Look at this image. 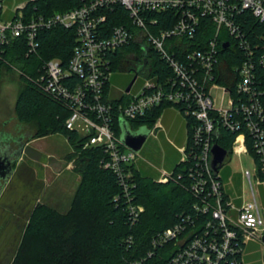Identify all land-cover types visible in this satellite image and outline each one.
<instances>
[{"label": "built area", "instance_id": "1", "mask_svg": "<svg viewBox=\"0 0 264 264\" xmlns=\"http://www.w3.org/2000/svg\"><path fill=\"white\" fill-rule=\"evenodd\" d=\"M26 2L13 0L11 15L4 18L7 3L0 0V54L21 37L28 53L35 52L41 30L61 27L74 33L69 60L63 64L61 59H48L38 80L67 105L70 112L64 124L79 135L81 147L102 148L100 165L116 175L121 193L114 199L126 206L130 225L144 210L133 194L143 145L134 151L122 142L120 119L131 131L149 129L146 140L164 129L161 118L167 109L190 123L189 140L184 130L178 149L179 160L191 157L197 168L190 186L196 199L193 214L157 232L150 240L151 249L131 264L152 258L158 260L155 264H247L245 248L252 242L259 243L264 253V203L252 182L254 178L256 185L264 183V90L257 77L264 66V0H77L68 9L29 17L23 12ZM116 6L127 11L129 22L109 23L108 12ZM210 29L213 35L205 38ZM130 45H137L140 54H125ZM230 47L238 61L227 79L234 90L218 81L220 50ZM117 51L118 69L130 73L131 79L136 74L128 91L130 81L121 88L111 84L118 70L113 67ZM152 51L172 75L153 73ZM128 60L131 68L124 69ZM157 107L161 113L153 123L136 124ZM220 126L246 130L255 155L240 131L223 164L215 169L211 149ZM232 154L252 158L254 170L240 172L242 185L244 180L249 184V195L242 190L233 196L232 182L221 178ZM156 169V180L166 182L171 171ZM132 241V236L127 238L128 244Z\"/></svg>", "mask_w": 264, "mask_h": 264}, {"label": "trees", "instance_id": "2", "mask_svg": "<svg viewBox=\"0 0 264 264\" xmlns=\"http://www.w3.org/2000/svg\"><path fill=\"white\" fill-rule=\"evenodd\" d=\"M77 4V0H27L23 12L27 17L37 14L48 15ZM108 14L111 25L130 20L123 7L116 6ZM249 20L250 26H254L253 18L250 17ZM212 35L213 30L210 29L204 37L208 38ZM37 41L39 44L37 50L30 53L24 37L16 38L7 46L0 54V77L4 70H12V67L20 70V86L14 105L16 121L21 124L25 133L31 135L30 140L49 134L63 135L72 148L76 162L74 169L79 173L80 181L67 213L61 214L48 207L38 208L24 227L36 237L34 243L42 255L46 252L52 253L50 260H41V255L36 260H19L16 255L11 264H84L77 248L86 241L90 223L93 221L99 222L103 228L99 238L102 253L97 257V264H130L134 259L146 255L151 249L150 240L157 232L172 226L185 214H193V204L196 199L190 186L197 170L195 162L191 157L185 161L177 160L166 182H158L156 180L158 174L144 163H139V169L134 172L136 184L133 194L134 202L143 205L144 210L135 223L130 225L132 217L126 206L118 204L114 199L121 193L117 177L111 170L100 165L104 156L102 148L81 147L79 135L65 127L64 123L70 112L67 105L46 91L38 80L43 72V65L48 59L58 58L63 64L69 60L75 45L74 33L61 27L41 30ZM124 51L125 54H140L137 45L127 46ZM220 51L221 75L218 81L234 90V83L228 82L227 79L233 74V67L238 61L234 58L235 53L231 47L221 48ZM151 57L154 74L172 75L171 70L157 53L152 51ZM120 59L121 56L118 57L117 51L114 56V70L118 69ZM123 67L130 69L131 61L128 60ZM257 77L264 90V66L257 70ZM130 80L131 78L128 82ZM160 113L161 107H157L136 121V124L142 122L151 124ZM184 124L188 141L191 131L188 119H185ZM218 129L219 133L215 141L221 147L230 151L236 134L243 131L249 152L255 155L251 146L252 136L246 130L233 131L223 126ZM186 150L188 153L190 144L187 145ZM221 178H224L222 173ZM235 201L239 202L238 199ZM130 236L134 241L133 244L127 242ZM261 258L264 260V253H261ZM145 262V264H155L158 260L152 258ZM0 264H5L4 260H0Z\"/></svg>", "mask_w": 264, "mask_h": 264}, {"label": "rangeland", "instance_id": "3", "mask_svg": "<svg viewBox=\"0 0 264 264\" xmlns=\"http://www.w3.org/2000/svg\"><path fill=\"white\" fill-rule=\"evenodd\" d=\"M19 76L20 70L12 67V70H4L0 77V147H8L10 151L15 149L20 140L19 137H13L14 131L21 127L14 117V105L20 86ZM130 77V73L118 69L111 78V84L124 87ZM184 129L185 124L181 131L184 132ZM146 130V127H139L132 132ZM24 133L22 129L21 135ZM174 143L163 145L159 138L149 137L140 149L139 163H144L154 173L158 172L156 167L172 168L182 154ZM75 165L72 148L61 134L32 138L26 143L21 158L15 163L13 174L7 181L1 182L0 260H4L5 264H11L16 255L19 260H36L40 255L41 260H50L52 253L42 255L34 243L36 237L24 227L38 208L48 207L61 214L69 211L80 181ZM244 169L251 172L254 170L251 156L236 154H232L221 169L225 181L232 182L230 193L233 196H237L242 190L249 195L247 180L242 185L240 172ZM252 182L258 196L260 187L255 184L254 178ZM102 229L99 222H91L86 241L77 248L84 264H97V257L102 253L99 243ZM260 249L259 243L247 245L244 253L247 264H261Z\"/></svg>", "mask_w": 264, "mask_h": 264}, {"label": "water", "instance_id": "4", "mask_svg": "<svg viewBox=\"0 0 264 264\" xmlns=\"http://www.w3.org/2000/svg\"><path fill=\"white\" fill-rule=\"evenodd\" d=\"M227 43L223 44V47H226ZM146 54V51L144 52ZM136 78V74L132 77L130 82L128 83L126 90L128 91L134 82ZM119 126L121 130L120 138L122 142L127 145L130 149L134 151H138L142 145L144 144L148 134L149 129L146 131H139L136 133H133L127 123L120 119ZM31 135L28 133H24L21 136H19L17 142L18 145L15 147V149L10 151L8 147H0V191H1V182L7 181L10 176L13 174L15 170V163L18 159L21 158L24 147L27 143V140H30ZM24 139V140H23ZM212 153V165L216 169L218 166H221L223 164L224 158L227 155V150L221 147L219 144L215 143L212 146L211 149ZM264 242V236L262 238Z\"/></svg>", "mask_w": 264, "mask_h": 264}, {"label": "crops", "instance_id": "5", "mask_svg": "<svg viewBox=\"0 0 264 264\" xmlns=\"http://www.w3.org/2000/svg\"><path fill=\"white\" fill-rule=\"evenodd\" d=\"M18 1H27V0H18ZM12 2L13 0H6L7 6L5 8V12L3 13L4 18H8L11 15ZM165 112L161 118V123L164 129L158 130L156 138H159L163 145L165 143H170V142L171 143L175 142L177 145H180L184 141V132L181 131L182 126H184V122L181 116H179V114L174 112L172 109L169 111L167 110L166 114ZM139 167H140V164H139ZM163 168L170 171L173 167L168 168V169L165 167ZM263 186H264V183L259 185L260 191L258 192L260 199L262 198V201H261L262 203H264L263 202L264 201V187Z\"/></svg>", "mask_w": 264, "mask_h": 264}, {"label": "flooded vegetation", "instance_id": "6", "mask_svg": "<svg viewBox=\"0 0 264 264\" xmlns=\"http://www.w3.org/2000/svg\"><path fill=\"white\" fill-rule=\"evenodd\" d=\"M137 57H139L140 58V56H137ZM7 124V123H6ZM5 124V127L7 126ZM21 133H22V128L21 127H18V129L16 130V131H14V134H13V137H19V136H21ZM15 135V136H14Z\"/></svg>", "mask_w": 264, "mask_h": 264}]
</instances>
